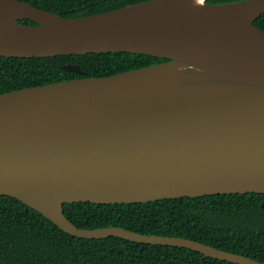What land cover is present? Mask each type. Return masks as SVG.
<instances>
[{
    "label": "water",
    "instance_id": "obj_1",
    "mask_svg": "<svg viewBox=\"0 0 264 264\" xmlns=\"http://www.w3.org/2000/svg\"><path fill=\"white\" fill-rule=\"evenodd\" d=\"M206 1L150 0L64 18L0 0V57L129 53L166 60L0 94V196L77 238L116 237L264 264L187 238L81 229L63 211L79 202L264 194V32L255 27L264 0ZM63 69L86 75L77 64Z\"/></svg>",
    "mask_w": 264,
    "mask_h": 264
},
{
    "label": "trees",
    "instance_id": "obj_2",
    "mask_svg": "<svg viewBox=\"0 0 264 264\" xmlns=\"http://www.w3.org/2000/svg\"><path fill=\"white\" fill-rule=\"evenodd\" d=\"M64 18H79L150 0H19ZM238 0H207L224 4ZM19 23L35 26L31 20ZM264 32V14L255 22ZM166 60L119 53L50 58L0 57V94L80 78H101ZM77 64L86 73L63 69ZM264 194H226L137 204H65L78 228L120 227L140 234L187 238L264 262ZM0 264H232L177 247L122 238L81 239L60 230L15 198L0 196Z\"/></svg>",
    "mask_w": 264,
    "mask_h": 264
},
{
    "label": "bare ground",
    "instance_id": "obj_3",
    "mask_svg": "<svg viewBox=\"0 0 264 264\" xmlns=\"http://www.w3.org/2000/svg\"><path fill=\"white\" fill-rule=\"evenodd\" d=\"M193 1H194V4H198V5H201L204 2V0H193Z\"/></svg>",
    "mask_w": 264,
    "mask_h": 264
}]
</instances>
